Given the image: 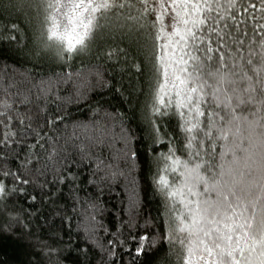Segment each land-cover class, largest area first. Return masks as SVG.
Masks as SVG:
<instances>
[{
    "label": "trees",
    "instance_id": "trees-1",
    "mask_svg": "<svg viewBox=\"0 0 264 264\" xmlns=\"http://www.w3.org/2000/svg\"><path fill=\"white\" fill-rule=\"evenodd\" d=\"M0 264H264V0H0Z\"/></svg>",
    "mask_w": 264,
    "mask_h": 264
},
{
    "label": "rangeland",
    "instance_id": "rangeland-1",
    "mask_svg": "<svg viewBox=\"0 0 264 264\" xmlns=\"http://www.w3.org/2000/svg\"><path fill=\"white\" fill-rule=\"evenodd\" d=\"M83 15L82 14H78L77 17H73L71 23L67 26L64 25V27H58L57 31L55 32L57 34V36L59 38H62L63 40L67 41L69 44H74L77 43V41L81 40V38L84 36L85 34V29L87 28V26L84 25L83 22ZM176 85H174L172 87L173 91L176 92ZM168 93H172L171 91H166ZM171 165H166L165 169H167V171H170L171 173H173L176 168L174 166ZM164 184V183H163ZM160 187L162 189H165V187L168 188V186L165 185H160ZM167 196L169 197V199L175 198L176 196H174L173 193H169L167 194ZM200 206V204H198ZM177 233L180 234L181 233V229L179 230V227L177 226ZM184 230V229H182Z\"/></svg>",
    "mask_w": 264,
    "mask_h": 264
}]
</instances>
